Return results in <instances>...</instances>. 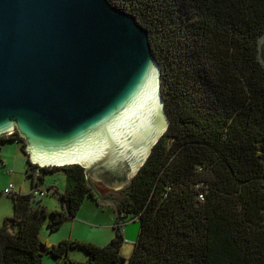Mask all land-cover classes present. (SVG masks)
Returning a JSON list of instances; mask_svg holds the SVG:
<instances>
[{
  "label": "trees",
  "instance_id": "obj_1",
  "mask_svg": "<svg viewBox=\"0 0 264 264\" xmlns=\"http://www.w3.org/2000/svg\"><path fill=\"white\" fill-rule=\"evenodd\" d=\"M109 1L148 30L169 118L118 197L123 219L141 221L138 239L128 263L119 232L102 246L42 244L47 208L30 191L14 192L13 214L0 223V264H42L45 252L53 264H264V0ZM9 136L20 143L31 183L64 171L51 230L74 218L87 196L97 201L82 165L32 163L23 137ZM71 247L86 260L65 258Z\"/></svg>",
  "mask_w": 264,
  "mask_h": 264
},
{
  "label": "water",
  "instance_id": "obj_2",
  "mask_svg": "<svg viewBox=\"0 0 264 264\" xmlns=\"http://www.w3.org/2000/svg\"><path fill=\"white\" fill-rule=\"evenodd\" d=\"M161 71L148 30L109 0H0V137L17 131L32 163L82 165L132 251L141 221L96 182L128 184L168 127Z\"/></svg>",
  "mask_w": 264,
  "mask_h": 264
},
{
  "label": "rangeland",
  "instance_id": "obj_3",
  "mask_svg": "<svg viewBox=\"0 0 264 264\" xmlns=\"http://www.w3.org/2000/svg\"><path fill=\"white\" fill-rule=\"evenodd\" d=\"M2 144L5 145H3L4 149L0 153V223H2L5 216L13 214V201L9 195L3 193L5 187L13 183L15 185V192L21 191L23 193H27L31 189V179L26 176V163H24V160L22 161L20 159L17 163V179L11 176V166L5 165L6 160L12 161L14 158V150L15 148H19L18 143L14 142L9 144V142H4ZM18 150L21 156H23L21 149L19 148ZM96 184L103 185L101 182H96ZM49 185H57L59 189L56 191L52 189L46 190V194L37 199L48 211V216L44 219L39 231L42 244L52 245L62 239H77L102 246L108 244L115 237L116 228L114 226V217L116 216L113 209L110 206L98 203L89 196L85 198L74 218L66 219L58 229L51 230L47 225L51 210L62 209L60 193L63 192L66 185L64 173L54 172L45 174L43 186L46 188ZM122 188L113 191L116 199L122 195ZM65 258L84 261L87 258V253L78 247H71ZM53 263L54 258L45 252L42 256V264ZM61 264H63V259H61Z\"/></svg>",
  "mask_w": 264,
  "mask_h": 264
},
{
  "label": "crops",
  "instance_id": "obj_4",
  "mask_svg": "<svg viewBox=\"0 0 264 264\" xmlns=\"http://www.w3.org/2000/svg\"><path fill=\"white\" fill-rule=\"evenodd\" d=\"M4 142H9V144H11V143H14V142H17L18 143V147L20 148V143L18 142V141H16V140H12V139H10V137H8V138H2L1 137V140H0V153L3 151V145H5V144H2V143H4ZM19 148H15V152H14V158L12 159V161H10V160H6L5 161V165H9V166H11L10 167V172H11V176L14 178V179H17V177H18V161H20V159L23 161L24 160V163H26V156H25V154L23 153L22 155L23 156H21V154H20V152H19ZM21 149V148H20ZM22 151V150H21ZM23 152V151H22ZM21 152V153H22ZM10 161V162H9ZM26 167V166H25ZM26 169V168H25ZM57 172H62V173H64V171H57ZM65 175V174H64ZM44 181H45V177H44V180L42 181V186H43V183H44ZM10 184H12L13 186H14V189H15V185L13 184V183H10ZM44 187V186H43ZM48 187H52V190L53 191H56V190H58L59 189V187L57 186V185H49ZM6 188V187H5ZM45 188V187H44ZM64 190H65V187H64ZM63 190V191H64ZM19 192H21V191H19ZM21 193H23V192H21ZM109 206V205H108ZM111 207V206H110ZM112 208V207H111ZM113 209V208H112ZM114 211V210H113ZM8 216H10V215H8ZM6 217V216H5ZM115 218V217H114ZM115 223V222H114ZM45 244V243H44ZM55 244V243H54ZM47 245V244H46ZM49 246V245H48ZM131 252H132V247L131 246H129V245H127V244H122L121 245V249H120V253H121V255H123V256H126V257H129L130 256V254H131Z\"/></svg>",
  "mask_w": 264,
  "mask_h": 264
},
{
  "label": "built area",
  "instance_id": "obj_5",
  "mask_svg": "<svg viewBox=\"0 0 264 264\" xmlns=\"http://www.w3.org/2000/svg\"><path fill=\"white\" fill-rule=\"evenodd\" d=\"M39 174V171L36 169L34 171V181L36 182L37 176ZM15 192L14 186L12 184H10L9 186H7L3 193L6 195H10L13 194ZM30 193L32 194L33 197L35 198H40L42 196H44L46 194V188H44L42 185H40L39 183H31V189H30ZM135 219H137L136 217H134ZM133 219V218H132Z\"/></svg>",
  "mask_w": 264,
  "mask_h": 264
},
{
  "label": "flooded vegetation",
  "instance_id": "obj_6",
  "mask_svg": "<svg viewBox=\"0 0 264 264\" xmlns=\"http://www.w3.org/2000/svg\"><path fill=\"white\" fill-rule=\"evenodd\" d=\"M8 137H10V136H3L2 138H8ZM98 186H99V188L101 189V191L103 192V194L105 196L116 198L113 191H116L117 189L108 188V187H106L104 185H98ZM97 201H98V199H97Z\"/></svg>",
  "mask_w": 264,
  "mask_h": 264
}]
</instances>
